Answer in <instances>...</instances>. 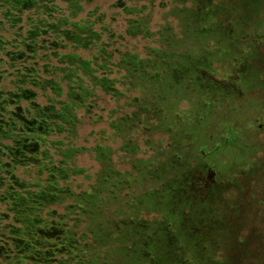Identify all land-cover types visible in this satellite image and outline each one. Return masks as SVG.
<instances>
[{
	"label": "trees",
	"instance_id": "obj_1",
	"mask_svg": "<svg viewBox=\"0 0 264 264\" xmlns=\"http://www.w3.org/2000/svg\"><path fill=\"white\" fill-rule=\"evenodd\" d=\"M221 1L0 0V264H189L239 144H204L236 89L208 66L246 35Z\"/></svg>",
	"mask_w": 264,
	"mask_h": 264
},
{
	"label": "rangeland",
	"instance_id": "obj_2",
	"mask_svg": "<svg viewBox=\"0 0 264 264\" xmlns=\"http://www.w3.org/2000/svg\"><path fill=\"white\" fill-rule=\"evenodd\" d=\"M240 1L246 4L240 3L238 8L243 15L242 31L246 33L243 43L225 42L207 74L216 84L233 85L236 89L223 100L216 114L218 122L211 120L204 143L209 149L214 148L217 134L227 128L239 144L226 148L213 160L228 167L218 172L224 184L217 202L211 205L213 213L208 214L221 225L215 227L212 223L210 234L197 236L192 255L186 257L189 264H264V0ZM233 33L240 40L238 28ZM252 36L256 41L251 40ZM233 51H240L241 55L252 53L243 59L230 55ZM195 102L194 96L191 102L181 97V115L186 116ZM243 147L252 154L241 156ZM78 164L92 163L82 157Z\"/></svg>",
	"mask_w": 264,
	"mask_h": 264
},
{
	"label": "flooded vegetation",
	"instance_id": "obj_3",
	"mask_svg": "<svg viewBox=\"0 0 264 264\" xmlns=\"http://www.w3.org/2000/svg\"><path fill=\"white\" fill-rule=\"evenodd\" d=\"M239 94H240V90H239ZM200 167L202 168V164L200 165ZM207 167H208V165L206 164V168ZM203 169L204 168H202V170ZM199 171L200 170H198L197 172L199 173ZM206 172H207V174H206L205 180L207 179L206 180L207 181L206 186H208V195H209L208 197L209 198L205 201V204L211 208V205H213L217 202L216 198H218V194L221 192V189L223 188L224 182L220 181L218 173L212 171L211 169H209V167H208ZM201 173L202 172H200L199 174H201ZM199 202H200V204L203 203L202 200H200ZM194 204H198V202H194ZM210 212H211V210H210ZM211 213H213V212H211ZM209 219H211V218H209ZM211 223H215V227L216 226L220 227V225H221V221H219V220L211 219ZM213 227H214L213 225L210 227L209 234L211 233V229Z\"/></svg>",
	"mask_w": 264,
	"mask_h": 264
}]
</instances>
